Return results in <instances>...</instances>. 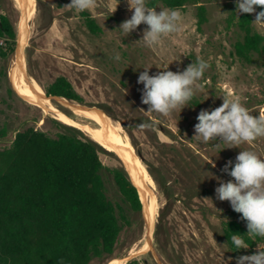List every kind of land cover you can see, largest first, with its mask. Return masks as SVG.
Wrapping results in <instances>:
<instances>
[{
  "label": "rangeland",
  "instance_id": "rangeland-1",
  "mask_svg": "<svg viewBox=\"0 0 264 264\" xmlns=\"http://www.w3.org/2000/svg\"><path fill=\"white\" fill-rule=\"evenodd\" d=\"M202 1L206 21L200 30L194 6L176 8L183 16L180 31L149 48L141 40L147 25L141 24L127 36L119 29L133 14L127 0H119L118 7L117 0H97L94 9L82 12L64 7L71 0H30L32 9L24 21L18 0H0V14L8 16L16 33L14 51L6 59L0 58V129L5 133L0 148L9 146L15 133L26 127L54 137L62 125L71 126L93 141L96 132L119 139L156 180L148 174L152 186L143 180L147 189L139 184V191L134 185L139 197L145 196L143 201L140 197L137 224L123 229L112 255L89 264L124 259V263L137 259L145 264H221L222 253L225 261L236 264L237 258L220 236V227L224 221L240 220L241 214L230 202L217 199L219 182L211 173L219 180H232L222 171L225 164L232 161L234 166L241 150L255 151L264 158V138L227 148L219 138L207 144L193 138L194 126L199 112L220 107L223 96L238 97L254 116L264 112V57L254 56L252 62L244 63L231 54L236 32L227 27V19L231 13L238 15L231 4L238 0ZM155 8L159 12L166 7L157 4ZM257 13L251 14L252 21ZM83 14L94 19L100 28L97 35L87 30ZM252 24L264 36V26ZM116 53L119 61L114 59ZM197 57L210 65L198 82L201 90L194 95L199 107L188 102L180 113L168 117L141 110L148 108L142 103L144 86L137 82L144 68L151 67L149 75L167 67L183 72ZM18 63L21 75L14 67ZM59 76L70 82L82 103L45 98L43 88ZM20 86L35 87L43 99L34 103L20 92ZM141 123L150 127L141 129ZM102 147L109 151L99 155L104 166L124 168L114 150ZM257 246L264 248V241L245 249L244 255L255 254Z\"/></svg>",
  "mask_w": 264,
  "mask_h": 264
},
{
  "label": "trees",
  "instance_id": "trees-1",
  "mask_svg": "<svg viewBox=\"0 0 264 264\" xmlns=\"http://www.w3.org/2000/svg\"><path fill=\"white\" fill-rule=\"evenodd\" d=\"M157 4L168 9L194 6L199 30L206 21L202 0H147L149 7ZM83 16L87 30L97 35L100 28L94 19ZM230 26L236 32L231 54L238 61L264 57V36L254 30L251 14L231 13ZM0 41V58L6 59L15 49L16 33L4 14H0ZM43 91L46 97L83 102L62 76ZM189 104L200 106L195 97ZM4 134L0 129V137ZM101 153L109 151L65 125L54 137L26 127L15 133L9 146L0 148V264H89L112 255L123 229L137 224L142 203L124 168L104 166ZM147 172L156 182L148 168ZM247 231L243 219L221 223L220 236L235 258L245 249L234 248L233 234L244 236L248 249L264 241L246 236ZM124 264L145 263L132 259Z\"/></svg>",
  "mask_w": 264,
  "mask_h": 264
},
{
  "label": "clouds",
  "instance_id": "clouds-1",
  "mask_svg": "<svg viewBox=\"0 0 264 264\" xmlns=\"http://www.w3.org/2000/svg\"><path fill=\"white\" fill-rule=\"evenodd\" d=\"M127 3L133 14L119 27L126 36L141 24H145L148 27L143 32L141 40L147 47L152 48L161 42L162 37L180 31L183 16L179 9L162 8L157 12L155 7L147 5V0H127ZM118 4L119 0L117 7ZM96 6L97 0H71L64 7L82 12L94 9ZM257 7L264 8V0H238L236 12L252 14ZM252 22L264 26V10L257 13ZM114 59L119 61L120 54L116 53ZM209 67L207 61L197 57V60L188 65L183 72H173L167 67L156 75H149L148 70L151 67L144 68L137 82L144 86L142 103L148 108L147 111L141 110L146 113H159L165 117L171 116L176 111L180 113L196 92L201 90L198 82L203 79ZM222 98L223 103L220 107L199 112L193 138L205 144L219 138L220 143L229 146L227 148H239L241 144H251L264 138V112L254 116L238 97L223 96ZM138 127L144 129L150 125L141 123ZM216 146L219 147V144ZM210 164L213 168L216 167L213 161ZM222 171L233 179L225 182L211 173V177L219 182V187L215 189L217 199L230 202L232 209L241 214V219L247 222L246 236L264 237V158L255 151L241 150L236 156L234 166L232 161H228ZM243 237L239 234L230 237L237 251L248 249ZM221 264H230V261L224 260L223 253ZM236 264H264V248L257 246L255 254L238 257Z\"/></svg>",
  "mask_w": 264,
  "mask_h": 264
},
{
  "label": "bare ground",
  "instance_id": "bare-ground-1",
  "mask_svg": "<svg viewBox=\"0 0 264 264\" xmlns=\"http://www.w3.org/2000/svg\"><path fill=\"white\" fill-rule=\"evenodd\" d=\"M18 1L20 2V5L24 9L23 12L26 14V17L29 18V14H30L29 12H30V9H32L30 0H18ZM20 57L21 55L19 54L17 57L18 62H20ZM14 67L17 68V74L21 75L23 69L21 68V66H19V63L18 65L16 64ZM20 92L24 94L28 99L32 100L34 103H37V104H39L44 97L43 94L39 92V90H37L33 86H30V87L20 86ZM92 138L96 142L101 144L102 146L108 147L112 151L114 150L122 158L124 164L127 166L129 170L133 185H135L139 189V191L141 190V187L139 184L142 185L141 182H143V180L146 181L150 186L153 185V182L150 176L143 169V167L137 162V160L135 159V157L133 156L131 152V149L128 146H125L124 144H122V142L119 139L112 138L100 132L92 133ZM142 187L145 188L143 185ZM140 197L142 198V201H143L145 196L142 194V196ZM150 225L151 223L148 222V228L150 227ZM124 260L115 261L113 263L110 261V263L111 264H123Z\"/></svg>",
  "mask_w": 264,
  "mask_h": 264
},
{
  "label": "water",
  "instance_id": "water-1",
  "mask_svg": "<svg viewBox=\"0 0 264 264\" xmlns=\"http://www.w3.org/2000/svg\"><path fill=\"white\" fill-rule=\"evenodd\" d=\"M21 14H22V20L24 21V20L26 19V14H25L24 12H22V11H21ZM45 98L47 99L46 96H45ZM54 98H58V97H54ZM84 109H85V108H84ZM116 156H117L118 159L121 161V163H123V165H124V170H125V172L127 173L128 177L130 178L129 170H128L127 166L124 164L122 158H121L120 156H118V155H116ZM137 156L139 157V159H141V157H140L139 154H137ZM141 183H142V185L147 189V186L145 185L146 183H144V182H141ZM123 264H124V263H123Z\"/></svg>",
  "mask_w": 264,
  "mask_h": 264
}]
</instances>
